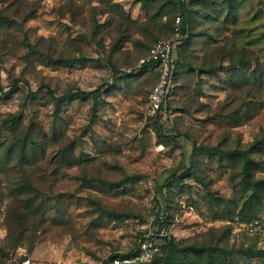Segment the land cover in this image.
I'll return each instance as SVG.
<instances>
[{"label": "rangeland", "instance_id": "374dc122", "mask_svg": "<svg viewBox=\"0 0 264 264\" xmlns=\"http://www.w3.org/2000/svg\"><path fill=\"white\" fill-rule=\"evenodd\" d=\"M11 1L0 0V144L10 138L3 118H36L49 138L56 130L73 142L79 166L32 174L40 194L31 201L34 189L16 188L23 171L0 163V264H101L140 243L156 249L141 264H162V235L179 243L178 264H194V245L203 264L222 263L213 246L264 251V0H185L189 43L176 45L181 62L158 124L147 107L156 73L132 69L174 38L176 0H35L21 15ZM228 51L231 61H218ZM205 54L210 74L199 71ZM167 170L176 172L155 236ZM19 189L26 216L12 209ZM226 261L264 264L237 252Z\"/></svg>", "mask_w": 264, "mask_h": 264}, {"label": "trees", "instance_id": "16d2710c", "mask_svg": "<svg viewBox=\"0 0 264 264\" xmlns=\"http://www.w3.org/2000/svg\"><path fill=\"white\" fill-rule=\"evenodd\" d=\"M177 1V2H176ZM175 2L178 4V8L180 10V13H182L183 15H181V22H180V30L183 34H187V39L185 40V43H189V12L186 9V5H185V0H176ZM35 0H12L10 3V5H13V7L11 8L12 10V15L14 14H22V13H26L27 11H30V13H32L33 11L37 10V6L35 7ZM67 8H74L73 6V2L71 0H69L67 2ZM72 12V11H71ZM70 12V13H71ZM2 13L0 12V19L2 17ZM111 21L114 22V18L111 19ZM119 24V26H123L122 24H120L119 22L117 23ZM116 24V25H117ZM97 27V26H96ZM161 30H165L164 28L159 29ZM150 47L147 50V53L149 51ZM147 55V54H146ZM177 55V54H176ZM175 55V66L173 69V73H172V79L174 78L173 76H175V72H176V68L178 66V64H180V54H178L177 56ZM207 54H205L206 56ZM233 55V52L228 51V52H224L223 54L221 53L220 56L218 57V61H231V56ZM179 56V57H178ZM210 59V58H209ZM208 57L206 56V58H204V60L201 62L200 67H199V71L201 73H208V70H204L203 67L205 64L208 63L209 61ZM242 59V58H241ZM250 61V60H249ZM255 61V63H257V60H253ZM221 62V63H222ZM239 62H246V61H239ZM259 65H257L258 67ZM213 67V66H212ZM210 72L212 71V68H210L209 70ZM251 74H255V69L251 70ZM118 72V71H117ZM116 72V73H117ZM214 72V70H213ZM212 72V73H213ZM145 73L144 71L141 72V74ZM146 74V73H145ZM157 76V75H156ZM261 76V74H260ZM17 80L13 83V87L17 86ZM41 88H47L46 86H42ZM40 89V88H39ZM152 89V88H151ZM151 91V90H150ZM31 96L34 95V93L30 94ZM89 95H94V92L89 94ZM167 103L166 102V106L163 108V110L159 113H156L155 116L157 117V124L158 121L160 120V116L162 112H167L168 108H167ZM1 128L3 130H5L7 133L10 134V138H7L4 142H2L0 144V163L3 165H11L12 167H16L19 170L23 171L20 174V179H18V184L16 186V188H22L27 189L28 187L32 189H34L35 193H38L34 196V199H32L31 201H35L37 195L40 194V190L39 187H37L34 184V180L33 177L34 175H37V173H44L47 175H57L59 173H63V171L71 169L75 166H79L78 162L79 160L77 159V156L75 155L74 152V144L71 141V144L68 143L67 144V139H65L66 135L63 133H59L56 134L58 131H52V134L50 135V138L44 134V130L42 125L38 122V120L36 118H32L31 120H29L28 123H24L21 124V122H19V120L17 119V116L15 115H9L7 118H3L1 120ZM157 131H159L160 133H162V124L157 125ZM55 147L57 149V153L54 154L51 158L50 163L46 162V156H47V151L49 148ZM190 157H192V155H190ZM15 161V162H12ZM246 164L245 163V168L246 169ZM50 171V172H47ZM167 172L170 174L166 179H164L162 184L157 183L156 184V188H155V197H154V201L155 204L157 206V210L155 213V218L152 222V227L154 229V233L153 235L158 236L161 233V223L163 220H165V216L167 215V208H166V200L163 194V185H169V183L171 182V180L174 178L175 176V172L176 170H167ZM34 174V175H32ZM245 180V178H244ZM261 183V182H260ZM33 191V190H32ZM22 192L21 189H19L16 193V200L15 202H13L12 204V209L15 211V213L17 214H25L26 211H28L29 209V205L27 203V205H23L22 199L19 198L21 197L20 193ZM252 195L253 196H258V192L257 190L254 188L252 191ZM27 214H25L24 216H26ZM29 215V213H28ZM40 216H42L43 218V214H40ZM23 216V217H24ZM35 220V219H34ZM32 220V221H34ZM242 220V219H241ZM162 237V239L165 242V253L167 254L166 258L163 260L162 264H178L177 259H174V255L176 254V252L179 250V243L175 242L174 240H172L170 237L162 235L160 236ZM195 246V250H197L198 255L197 258L194 262V264H203L200 261V254H202L201 249H197L196 245ZM213 249L215 248V246L212 247ZM210 249L209 252L212 253H220L222 254V256L220 257V261H222L221 264H226L228 261H226V258L228 259V256L230 254H232L233 252H237L239 254L244 255L246 258L248 259H258L262 262H264V251H261L260 249H255V248H248L247 250H233V249H219V251L217 252V250ZM134 250H131L128 254H124L121 255L120 257H124V256H128L133 254ZM182 252H184L183 258L184 260L188 259L187 253L188 250H182ZM207 253V252H206ZM208 255V254H207ZM114 257H110L108 260L103 261L101 264H110L111 260ZM208 260H206V264H218L216 262H211L210 261V256H208L207 258ZM175 261V263H174Z\"/></svg>", "mask_w": 264, "mask_h": 264}, {"label": "built area", "instance_id": "2783aa9c", "mask_svg": "<svg viewBox=\"0 0 264 264\" xmlns=\"http://www.w3.org/2000/svg\"><path fill=\"white\" fill-rule=\"evenodd\" d=\"M181 17L175 19L174 38L157 41L148 51L147 55L137 61L132 69L136 74L156 73L157 82L152 87L147 98V107L150 114H156L166 106L167 98L171 92L172 73L175 66V49L179 42L186 38L187 34L180 31ZM131 70L125 73L119 72L117 77L130 74ZM156 249L147 243H140L133 254L113 258L110 264H141L149 262L154 257ZM19 264H31L29 259L22 260Z\"/></svg>", "mask_w": 264, "mask_h": 264}]
</instances>
